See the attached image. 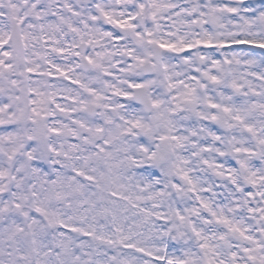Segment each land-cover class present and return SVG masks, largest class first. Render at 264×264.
<instances>
[{
    "label": "snow or ice",
    "instance_id": "1",
    "mask_svg": "<svg viewBox=\"0 0 264 264\" xmlns=\"http://www.w3.org/2000/svg\"><path fill=\"white\" fill-rule=\"evenodd\" d=\"M233 44L264 0H0V264H264V52Z\"/></svg>",
    "mask_w": 264,
    "mask_h": 264
},
{
    "label": "rangeland",
    "instance_id": "2",
    "mask_svg": "<svg viewBox=\"0 0 264 264\" xmlns=\"http://www.w3.org/2000/svg\"><path fill=\"white\" fill-rule=\"evenodd\" d=\"M227 2V0H226ZM207 27H210V25H207ZM231 48L235 51H245V50H252L256 53H261V52H264V49H254L252 45H249V44H240V45H236V44H233L231 45ZM57 79H59L60 77H55ZM62 78V77H61ZM251 79H254V78H251ZM256 85H259L261 83V81H255ZM76 87H78L77 85H75ZM257 91L259 90V88L257 87L256 89ZM59 101V100H58ZM8 128L9 130H11L14 126L13 125H0V131H3L4 128ZM69 142H74L71 140V138H69ZM82 239H87L86 237H82ZM127 251V250H126ZM136 255H141L139 253H137Z\"/></svg>",
    "mask_w": 264,
    "mask_h": 264
},
{
    "label": "bare ground",
    "instance_id": "3",
    "mask_svg": "<svg viewBox=\"0 0 264 264\" xmlns=\"http://www.w3.org/2000/svg\"><path fill=\"white\" fill-rule=\"evenodd\" d=\"M162 24H164V25H170V22L167 21V20H165V21H162ZM205 27H207V25ZM241 67H243V66H241ZM30 75H32L33 79H36L37 78L35 74H30ZM250 79H251V77H250ZM49 80H50V77H49Z\"/></svg>",
    "mask_w": 264,
    "mask_h": 264
}]
</instances>
